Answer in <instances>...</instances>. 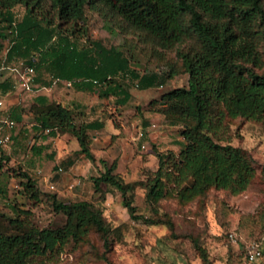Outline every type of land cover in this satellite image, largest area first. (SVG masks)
I'll use <instances>...</instances> for the list:
<instances>
[{"label": "rangeland", "instance_id": "374dc122", "mask_svg": "<svg viewBox=\"0 0 264 264\" xmlns=\"http://www.w3.org/2000/svg\"><path fill=\"white\" fill-rule=\"evenodd\" d=\"M261 4L264 13V0ZM33 10L36 17L50 16L56 29L66 34L69 32L72 20L58 19L51 0H39ZM11 11L14 20H19L24 13V4H15ZM83 16L85 31L76 38L78 46L92 48V41H96L104 48L119 49L128 60V68L136 72L148 70L172 74L161 85L141 89L128 74L118 73L113 76L114 80L123 81L130 88L132 100L124 107L110 106L105 111L114 119L123 109L126 114H158V119L153 120L152 130H163L164 133L153 140L145 138L146 146L143 148L138 145L139 150L135 151L141 155L138 163L131 160L119 171L115 167L113 172H117L123 181L138 182L132 191V203L138 214L168 218L171 224L133 218L122 204L116 188L103 184L98 190L94 188L91 178L99 174L110 160L105 164L92 162V166L85 167L78 158L76 167L68 169L63 157L52 156V153L51 157L46 156L50 151L47 148L53 150L50 141L43 143L42 140L46 139L40 137L41 130L29 125L32 115L28 107L33 95L41 89L35 91L34 88L39 86L33 85L29 89L15 90L18 80L12 67L20 68L25 63V57L15 53L10 58L6 57L5 51L13 35L6 30L7 37L1 39L0 80L8 79L12 87L4 95V106L8 102L22 103L24 119L15 122L11 128V142L0 159V231H21L29 225L60 226L65 215L54 209L53 200L64 203L85 200L99 210L108 228L106 246L100 230L87 222L82 225L79 235L68 236L58 251L36 257L37 264H264V179L260 174L264 165V118L229 116L224 113L220 102L211 104L213 112L223 111L217 131L212 134L215 141L238 146L245 156L252 159L254 173L244 189L233 193L229 189L208 186L201 194L178 201L175 186L166 181V195L153 203L147 201L144 198L145 182L157 166L155 151H171L170 160L175 159L183 143L179 131L184 122L190 123L188 119L169 122L168 117L157 110L165 104L161 93L186 83L187 73L181 55L193 53L199 42L187 27V14L183 16V36L169 46H162L144 31L127 25L100 2L93 6L85 5ZM77 23L79 25L80 21ZM262 28L259 19L255 18L252 22L253 41L259 61L252 67L258 72L264 71ZM30 53L34 57L38 54L36 50ZM109 100L116 104L114 97ZM148 100H151L149 104ZM36 148H41V151H35ZM71 156L76 157L75 153ZM168 163L166 161L163 167H167ZM58 166L61 170L56 171ZM67 172L66 178L59 180V176ZM25 175L37 192L36 199L22 187ZM18 220L22 222L21 227L17 226ZM194 242L204 249L206 259L200 256ZM251 244L258 245L260 254L247 260L245 251Z\"/></svg>", "mask_w": 264, "mask_h": 264}, {"label": "trees", "instance_id": "16d2710c", "mask_svg": "<svg viewBox=\"0 0 264 264\" xmlns=\"http://www.w3.org/2000/svg\"><path fill=\"white\" fill-rule=\"evenodd\" d=\"M38 2L0 0V49L1 39L7 37L6 30L13 33L5 51L6 57L10 58L15 53L25 57V64L31 65L34 72L43 68L54 78L86 83L85 88L105 85L108 88L100 94L111 93L114 96L119 88L122 89L113 77L118 73L128 74L139 88L161 85L172 74L148 70L136 72L128 68V60L119 49L104 48L96 41H92V48L78 46L76 38L85 31V5L93 6L100 2L127 25L144 31L162 46L173 45L181 39L185 28L183 16L187 14V27L199 46L193 53L181 55L187 73L186 83L162 92L161 99L165 104L157 110L166 115L169 122L188 119L190 123L184 122L179 131L183 143L175 159L170 160L171 151H155L157 166L145 182L144 198L153 203L164 197L166 181L175 186L178 201L191 199L208 186L229 189L233 193L245 188L254 173L252 159L245 156L238 146L215 141L212 134L217 131L223 111L213 112L211 104L220 102L224 113L229 116L264 118V71H255L252 67L259 61L253 41L252 22L255 18L263 25L261 32L264 37L261 0H51L58 19L72 20L67 34L56 29L50 16H35L33 8ZM18 3L24 4V13L19 20H14L11 8ZM31 50L38 52L36 57L30 53ZM11 87L8 79L0 80V93L3 95ZM128 97L129 93L124 91L121 98L115 97L116 104H123ZM28 108L36 125L34 129L70 133L79 145L74 153H83L93 159L88 148L87 129L98 127L97 120L76 121L72 109L60 102L46 101L39 94ZM7 115L10 116L9 113ZM11 118L14 121L19 119L13 115ZM166 161H169L168 166L163 167ZM114 168L115 160L112 159L91 178L94 188L100 189L101 184L113 186L119 191L121 202L131 217L170 225L168 218L144 217L135 211L132 191L138 182L123 181L117 172H113ZM260 174L264 179V165ZM22 187L30 197L37 198L27 175ZM53 207L65 215L60 226L29 225L21 231H0V264H37L36 257L58 251L66 238L79 235L82 225L87 222L100 230L106 246L108 228L99 210L90 203L85 200L68 203L53 200ZM17 224L21 227V220ZM194 244L200 256L206 259L204 249L196 242Z\"/></svg>", "mask_w": 264, "mask_h": 264}, {"label": "crops", "instance_id": "0c3cea01", "mask_svg": "<svg viewBox=\"0 0 264 264\" xmlns=\"http://www.w3.org/2000/svg\"><path fill=\"white\" fill-rule=\"evenodd\" d=\"M67 81H69V84H66ZM117 83L120 84L122 89L119 88V92H116L115 96L111 93L104 95L100 93L108 88L104 87L105 85H92L91 88H85L84 86L86 83H76L66 78L55 79L54 77L50 76L47 70L43 68L34 72L31 79V85H38L39 88H34V90L38 91V89H41V91L36 92L33 95L31 103L33 102L35 96L39 94L46 101L53 100L60 102V104L72 109L75 113L76 121L90 122L97 120L99 122L98 127L95 125L93 128L87 129L88 148L93 159L87 158L83 155V153H76V157L71 156V154H74V150L79 148V145L76 138L70 133H50L47 129H39L41 130L40 137L46 139L42 140V142L44 143V141H50V147L53 149L51 150L50 148H47V151L50 150L46 154L47 157H51V153L52 156L57 154V156L63 157L62 160L68 164V169L76 167L78 158H80V161L84 162L83 165L85 167L92 166V162L101 164L100 160L106 162L108 160L111 161L114 159L115 167L118 171L120 167L124 166L125 163H128L131 160L134 163L139 162L141 155L136 154L135 152L136 150H139L138 145L141 148L145 147V138L148 140H153L154 137H159L162 135L164 131L161 130L154 132L152 130V125L154 123L153 120L158 119L157 113L144 112L142 114H126L124 112L125 109H123V111H120V114L116 115L117 118L115 119L105 113L106 109H108L110 106L124 107L127 102L132 100V92L130 88L125 86L123 81H118ZM134 84H136L135 81ZM150 87L151 86L146 88ZM14 88L17 90L22 87L19 82H17V84L14 85ZM124 91L129 93V97L123 104H113L111 100H109L112 97H117L118 99L121 98ZM22 109V103L20 104L18 101L8 102L5 106L3 105L0 110V114L9 113L11 117L13 115L14 117L19 118L15 122H22L24 119V113L22 112ZM145 120H148V122L145 123ZM130 123H133L132 127L129 126ZM29 125L31 128L36 126L33 117L29 121ZM11 128L9 130L10 138ZM38 149L40 150L37 152H40L41 148ZM149 155H151V153H149ZM59 170H61V168L58 166L56 171ZM67 174L68 172L60 175L59 180L63 181Z\"/></svg>", "mask_w": 264, "mask_h": 264}, {"label": "built area", "instance_id": "2783aa9c", "mask_svg": "<svg viewBox=\"0 0 264 264\" xmlns=\"http://www.w3.org/2000/svg\"><path fill=\"white\" fill-rule=\"evenodd\" d=\"M15 71L17 80L22 88L29 89L32 87L31 79L34 74L33 67L31 65L22 63L20 68L12 67ZM57 79V78H55ZM95 81V80H93ZM69 84V81L66 82ZM4 105V95L0 93V110ZM15 124L13 118L7 114H0V156L3 154L4 149L10 143V128ZM50 187L52 185L50 184ZM260 254V249L257 244H251L245 251V257L247 260H252Z\"/></svg>", "mask_w": 264, "mask_h": 264}]
</instances>
